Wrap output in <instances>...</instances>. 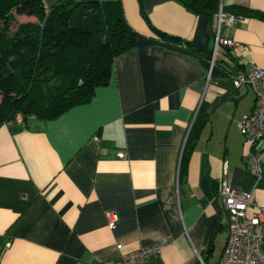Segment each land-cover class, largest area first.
I'll return each mask as SVG.
<instances>
[{
  "label": "crops",
  "instance_id": "obj_1",
  "mask_svg": "<svg viewBox=\"0 0 264 264\" xmlns=\"http://www.w3.org/2000/svg\"><path fill=\"white\" fill-rule=\"evenodd\" d=\"M119 1L142 37L114 58L109 83L54 119L0 122V264H94L155 243L152 264H221L224 173L264 206V179L247 169L237 125L255 95L235 113L253 89L230 79L250 63L264 67V20L218 25L215 15L210 24L174 0ZM221 4L264 11V0ZM216 33L237 44L215 47ZM199 106L204 121L187 141Z\"/></svg>",
  "mask_w": 264,
  "mask_h": 264
},
{
  "label": "trees",
  "instance_id": "obj_2",
  "mask_svg": "<svg viewBox=\"0 0 264 264\" xmlns=\"http://www.w3.org/2000/svg\"><path fill=\"white\" fill-rule=\"evenodd\" d=\"M174 1L191 13L207 15L210 24L221 4ZM222 11L264 20V11L244 5H222ZM14 14L34 19L17 21ZM143 16L148 18L145 12ZM151 28L167 41L192 46ZM141 37L126 21L119 0H60L49 10L43 0H0V122L17 111L54 119L89 102L97 87L109 83L114 58L134 48ZM203 121L199 106L187 141Z\"/></svg>",
  "mask_w": 264,
  "mask_h": 264
},
{
  "label": "built area",
  "instance_id": "obj_3",
  "mask_svg": "<svg viewBox=\"0 0 264 264\" xmlns=\"http://www.w3.org/2000/svg\"><path fill=\"white\" fill-rule=\"evenodd\" d=\"M218 25L222 21L232 24L241 16L222 11V5L216 13ZM218 43L233 46L235 41L219 37L216 33L215 47ZM214 57L210 60L206 81L210 79ZM233 86L248 84L254 91V103L251 110L243 114L238 129L246 146L243 155L246 166L255 182L264 179V67L250 63L246 69L230 75ZM26 116L17 111L7 123L23 126ZM124 157V152L118 153ZM220 199L228 215L227 240L221 264H264V206L259 205L252 191L236 189L228 184L225 173L220 182ZM108 226L113 228L116 216L106 212ZM162 244L155 243L140 246L123 253L118 259L97 261L94 264H152V256L160 252Z\"/></svg>",
  "mask_w": 264,
  "mask_h": 264
},
{
  "label": "rangeland",
  "instance_id": "obj_4",
  "mask_svg": "<svg viewBox=\"0 0 264 264\" xmlns=\"http://www.w3.org/2000/svg\"><path fill=\"white\" fill-rule=\"evenodd\" d=\"M14 15H15L17 21H26L28 18L27 16H31V15H26V14H14ZM13 24H15V23L14 22L12 23L11 28L13 27ZM253 95H254L253 91L249 88L248 92L242 96L241 102L237 106L235 113L240 110L239 108H243V106H246V105L252 103Z\"/></svg>",
  "mask_w": 264,
  "mask_h": 264
}]
</instances>
